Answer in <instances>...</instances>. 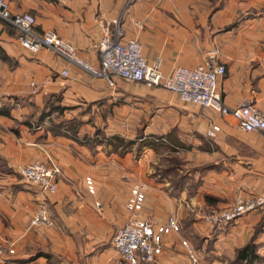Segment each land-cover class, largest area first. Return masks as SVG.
Wrapping results in <instances>:
<instances>
[{"label":"crops","instance_id":"crops-1","mask_svg":"<svg viewBox=\"0 0 264 264\" xmlns=\"http://www.w3.org/2000/svg\"><path fill=\"white\" fill-rule=\"evenodd\" d=\"M5 1L12 12L32 15L36 32L56 33L95 66L100 22L111 32L117 22L119 41H139L146 62L158 64L163 74L213 58L225 67L218 82L224 105L234 109L249 100L264 115V0ZM173 96L121 80L110 89L47 50H24L15 30L0 20V108L9 111V116L0 115V233L15 250L1 256L0 264H124L113 237L127 222L125 204L135 183L148 185L141 218L156 226L173 219L179 227L178 234L162 238L161 254L150 264H190L182 241L198 264H247L238 262L236 254L249 242L258 256L252 264H264V208L224 227L204 221L237 196L250 198L264 189V134L245 133L230 116ZM51 98L60 106L50 113L65 115L81 106L107 113L129 109L135 115L130 117L142 114L149 121L150 135L177 131L178 144L170 152L181 162L168 172L179 178L172 186L151 174L152 148L136 157L132 150L119 154L109 143L86 144L77 134L55 133L56 126L43 123L49 115L38 118ZM212 125L219 131L209 138ZM185 139L189 144L179 145ZM47 157L60 174L56 193L44 197L17 170ZM88 177L93 194L87 190ZM42 206L53 227L29 228V219Z\"/></svg>","mask_w":264,"mask_h":264},{"label":"built area","instance_id":"built-area-1","mask_svg":"<svg viewBox=\"0 0 264 264\" xmlns=\"http://www.w3.org/2000/svg\"><path fill=\"white\" fill-rule=\"evenodd\" d=\"M0 20L13 28L18 35L20 46L31 52L40 50L51 52L57 59L78 69L92 79H101L108 88H115L117 81L141 83L152 88H161L175 95L185 104L195 105L211 110L222 117L233 118L238 128L245 133L260 132L264 134V115L249 100H244L238 107L229 109L222 102L218 92V82L225 74V67L209 58L202 65L194 68L176 67L169 74H163L158 64L150 65L142 55L139 41L120 42L122 32L116 26L111 32L104 23H99L100 35L96 43L99 54L97 66L82 59L77 49L60 39L56 33L35 31V18L29 13H14L5 0H0ZM61 75L68 76L63 70ZM219 127L212 125L206 132L207 137L214 138ZM23 180L39 190L44 197L56 193L54 178L58 167L50 161L48 165L38 161L23 165L19 169ZM87 190L94 193L90 178L85 179ZM147 186H132L125 209L127 222L119 228L113 238V248L124 264L153 263L162 251V238L171 233L178 234L177 223L170 219L165 224L156 226L141 218ZM264 208V189L250 198L237 196L232 204L222 210H215L204 217L206 224L212 227L229 225L243 216ZM29 228H52L53 222L44 206L40 207L30 218ZM2 222L0 220V230ZM188 253L190 264H198L191 247L181 242ZM14 244L2 238L0 233V257L14 255Z\"/></svg>","mask_w":264,"mask_h":264},{"label":"rangeland","instance_id":"rangeland-1","mask_svg":"<svg viewBox=\"0 0 264 264\" xmlns=\"http://www.w3.org/2000/svg\"><path fill=\"white\" fill-rule=\"evenodd\" d=\"M17 39H18V35H17ZM55 100L56 98H51L49 100V109L45 112H42L38 117L40 118V120H42V118H44L46 115L47 116L49 115V118L44 119L43 122L47 128L49 126H53V127L56 126L54 127L56 129L54 131L55 133L59 131L61 133H65L70 136H74L77 134L76 137L78 138V141L85 142L86 144L101 143L105 145V143L107 144L109 143L111 144L113 150L117 149L119 154L124 153L125 150L127 151L132 150L134 151V156L138 157V155L140 154V152H142L144 148H152L154 154L151 160L152 162L151 174L156 176L157 179H161V178L167 179L168 181H170V185L172 186L175 184L176 178H179L175 175L174 171L168 172V169L170 167L178 166L181 162V157L177 156L174 152H170V151H174V149L170 147L177 146L176 143L178 144V142L175 141L176 134H178L177 131L167 130V133L165 134L157 131L155 134L150 135V133H148L149 131L146 130L149 121H145L142 114L139 115V118L130 117L135 115H132L131 111L128 112L129 109L124 110L121 108L113 113H107L103 109L97 111L96 109H93L90 106H81L79 107L80 109L77 108L67 111L65 114L67 118L69 116V119H67L63 114V112L61 111L58 113H50V111L54 109L56 106H60L59 103L55 102ZM140 112L141 111H139V113ZM173 112L174 111H169L168 115L173 114ZM134 113L138 114V110H136ZM38 118L35 119L34 122L39 120ZM184 144H189V139H185L183 143L179 142V145H184ZM35 161H38L46 165H48L51 161L58 167L59 173L54 178V182L56 184V178L60 174L59 166L49 157H47V160L45 161H41V160H35ZM0 164L2 163L0 162ZM17 174L18 177L25 183L21 175H19L20 173H18V170H17ZM136 184H142V183H135L134 185ZM146 186L148 191V185L146 184ZM225 208H221L219 210Z\"/></svg>","mask_w":264,"mask_h":264},{"label":"trees","instance_id":"trees-1","mask_svg":"<svg viewBox=\"0 0 264 264\" xmlns=\"http://www.w3.org/2000/svg\"><path fill=\"white\" fill-rule=\"evenodd\" d=\"M1 59L7 61V57L1 55ZM57 109V108H54ZM0 115H5V116H9V111L8 108H0ZM258 258V256L255 255V249H254V245L249 242L248 244H246L242 249L237 251L236 254V260L242 261L245 260L247 262V264H252L253 260Z\"/></svg>","mask_w":264,"mask_h":264}]
</instances>
